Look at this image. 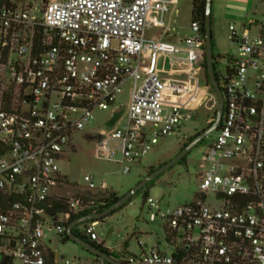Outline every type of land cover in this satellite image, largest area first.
Instances as JSON below:
<instances>
[{"label": "built area", "instance_id": "built-area-1", "mask_svg": "<svg viewBox=\"0 0 264 264\" xmlns=\"http://www.w3.org/2000/svg\"><path fill=\"white\" fill-rule=\"evenodd\" d=\"M173 4L0 6V264H84L60 256L58 245L67 221L90 208L85 200L109 189L86 176L85 193L70 196L58 164L75 152L72 140L91 125L95 111L112 114L97 132L94 158L118 164L127 175L159 140L179 136L208 99L198 23H190L179 43L164 41ZM248 19L240 30L228 26L237 54L222 73L214 70L223 122L197 165L194 198L164 210L149 198L143 204L149 222H161L168 253L139 245L138 256L116 261L264 264V13ZM152 29L160 34L147 35ZM97 225L73 230L96 243Z\"/></svg>", "mask_w": 264, "mask_h": 264}, {"label": "rangeland", "instance_id": "rangeland-1", "mask_svg": "<svg viewBox=\"0 0 264 264\" xmlns=\"http://www.w3.org/2000/svg\"><path fill=\"white\" fill-rule=\"evenodd\" d=\"M19 5H26L31 2L40 4L41 0H11ZM61 1V0H53ZM255 6L258 9H255ZM175 8L179 15L175 17ZM191 13V0H179L177 5L170 8L167 21H172V26L176 28L178 37H186L189 33ZM264 13V1L260 0H212L211 21H212V54L215 57L214 69L222 73L226 67V60L235 57L237 49L231 45L228 39V26L235 25L239 30L245 23L246 14L249 19L260 18ZM159 30L148 31L147 35H156ZM128 93V86L124 87V92L120 96L119 103L124 105ZM216 98L210 93L205 103L193 114V120L184 122L180 127L179 136L165 137L158 141L146 156L139 163L130 167V172L123 175L120 166L113 162L99 161L94 158V147L97 139V132L106 127L107 120L112 112H94V121L84 132L77 134L72 144L75 152L69 155V160H62L58 167L61 175L66 178L68 187L63 190L70 196L83 194L86 191L84 178L93 177L94 185L98 188L104 182L108 191L116 192L119 196L125 194L146 176L149 167L156 168L164 164L182 148L188 138L199 133L206 127V121L211 118L215 111ZM216 132L210 134L204 141L193 148L185 157L184 163L175 165L170 170L159 176L147 189V196L155 203H159L161 209L166 206H181L190 202L197 192V182L195 179L196 168L200 163L206 146L215 137ZM143 192L134 196L130 203L123 209L98 223L95 228L97 242L103 243L105 248L111 250L115 255L121 250V246L127 241L130 253L124 256H138L140 254L139 245L145 251L157 246L160 252L168 253L165 244V235L161 228V222H149L147 211L143 208ZM58 253L64 258H81L84 264H92L95 257L79 245L66 241L59 243Z\"/></svg>", "mask_w": 264, "mask_h": 264}, {"label": "water", "instance_id": "water-1", "mask_svg": "<svg viewBox=\"0 0 264 264\" xmlns=\"http://www.w3.org/2000/svg\"><path fill=\"white\" fill-rule=\"evenodd\" d=\"M211 10H212V0H205V12H204V60H205V78L207 82L212 87L216 97H217V112H216V120L214 123L201 131L196 137H194L184 148L180 150V152L174 156L172 159L167 161L166 163L159 166L152 172L146 174L139 182L136 183L130 190H128L125 194L119 197V199L111 205L106 210L100 213H91L85 215L82 218L76 219L75 221L71 222L67 228L65 236L67 239L77 245H79L82 249H84L89 254L97 257L98 259L102 260L107 264H122L112 257L100 252L96 248H94L91 244L79 239L75 236L72 231L73 229L81 224L88 223V222H97L106 216L110 215L112 212L117 211L123 205H125L130 199H132L141 189H143L147 184H149L154 179L158 178L172 167L177 165L183 158L187 156V154L195 148L198 144H200L206 137H208L211 133L217 130V126L219 124L221 115H222V108H223V99L221 90L218 87L215 75H214V58L212 56V29H211ZM230 71L227 70V73ZM58 239V238H57ZM60 239V237H59Z\"/></svg>", "mask_w": 264, "mask_h": 264}, {"label": "trees", "instance_id": "trees-1", "mask_svg": "<svg viewBox=\"0 0 264 264\" xmlns=\"http://www.w3.org/2000/svg\"><path fill=\"white\" fill-rule=\"evenodd\" d=\"M45 2H47L48 0H44ZM14 4H16L15 2H13ZM11 5V0H0V6H10ZM19 5V4H16ZM204 12H205V0H191V13H190V23L191 22H197L199 25V32L202 35V37H204ZM211 27H212V21H211ZM204 42V40H203ZM202 68L204 70V79L207 82L206 78H205V60H204V45L202 44ZM212 47H213V40H212ZM213 56V54H212ZM214 60L215 57L213 56ZM215 114H213V117L215 118ZM198 135L195 134L192 137L188 138L187 141L182 145V148H184L194 137H196ZM181 148V149H182ZM185 158H183L177 165L184 163ZM162 164L158 165L156 168L154 167H149L147 170V173L154 171L155 169H157L159 166H161ZM157 179V178H156ZM154 179L153 181H151L149 184H147L143 189H141L136 195H138L140 192H143L142 195V202L144 203L146 201V199L148 198L147 196V189L150 187V185H152V183L156 180ZM135 195V196H136ZM119 195L116 192L113 191H106L105 193H100L97 195V197L92 200V201H87L85 200V202H89L90 203V208L84 210L82 213H79L77 216H73L71 217L67 223L65 224V227L67 228V226L75 221L76 219L82 218L85 215L91 214V213H100L104 210H106L107 208H109L111 205H113L118 199H119ZM132 199H130L125 205H123L120 209H118L117 211L123 209L128 203H130ZM58 209L56 210H60V207H57ZM112 212L110 215L106 216L105 218L111 216L112 214L116 213ZM105 218L97 221V223H101V221H103ZM72 233L77 236L79 239L91 244L94 248H96L97 250H99L100 252L108 255L109 257H112L113 259L117 260L122 258V256L124 254H127V243L125 242L122 245V248L120 250L119 253H116L115 255L112 254L111 250L107 249L104 247V245L102 243L97 244L95 242H89V240L85 237V233H79L75 230L72 231ZM69 241L67 239L66 236H64L63 238V242ZM95 257V256H94ZM96 260H99L97 257H95ZM104 264H107L104 262Z\"/></svg>", "mask_w": 264, "mask_h": 264}, {"label": "crops", "instance_id": "crops-1", "mask_svg": "<svg viewBox=\"0 0 264 264\" xmlns=\"http://www.w3.org/2000/svg\"><path fill=\"white\" fill-rule=\"evenodd\" d=\"M174 1V4L173 5H177L178 4V2H179V0H173ZM263 1L264 0H260V3L262 4L263 3ZM172 5V6H173ZM255 9L257 10L258 9V7L257 6H255ZM174 15H175V17H177L178 15H179V11L175 8V10H174ZM167 18H168V15H167V17H166V25H167V28H168V30H167V37H165L164 38V41L166 42V43H169V44H172V45H174V44H177V43H179L180 41H182L183 39H185L188 35H189V33H188V35L186 36V37H183V38H179L178 37V33H177V30H176V28H174L173 26H172V21H167ZM190 25V24H189ZM242 27V26H241ZM236 28V27H235ZM241 29V28H240ZM239 29V30H240ZM153 30H156V29H152V31ZM151 31V30H150ZM157 34H160V32L159 33H157ZM159 66H161V62L159 63ZM96 243L97 244H100L99 242H97L96 241ZM125 243V242H124ZM123 243V244H124ZM126 243H127V241H126ZM103 244V243H102ZM122 244V245H123ZM122 247V246H121ZM108 249V248H107ZM110 250V249H109ZM126 251H128V244H127V250ZM127 253H130V252H127Z\"/></svg>", "mask_w": 264, "mask_h": 264}, {"label": "flooded vegetation", "instance_id": "flooded-vegetation-1", "mask_svg": "<svg viewBox=\"0 0 264 264\" xmlns=\"http://www.w3.org/2000/svg\"><path fill=\"white\" fill-rule=\"evenodd\" d=\"M213 70H215V69H213ZM216 81H217V84H218L219 89L221 90V84H220V82H219L217 79H216ZM211 93H212V94L215 96V98H216V107H215V111L212 112V117L210 118V120H211L210 124L207 125V122H206V127H205L204 129H207L208 127H210V126L214 123V121L216 120V114H215V118L213 117V114L217 112V107H218V104H217V97H216V95H215L213 89H211ZM222 122H223V110H222V115H221V118H220L219 124H218V126H217V130H218L219 127L221 126ZM204 129H202L201 131H203ZM217 130H216V131H217ZM201 131H200V132H201ZM216 131H215V132H216ZM200 132H199V133H200ZM199 133H198V134H199ZM211 134H212V133H211ZM205 139H206V138H205ZM203 141H204V140H203ZM203 141H202V142H203ZM202 142H201V143H202ZM180 150H181V149H180ZM180 150H179L174 156H176V155L180 152ZM174 156H173V157H174ZM173 157H172V158H173Z\"/></svg>", "mask_w": 264, "mask_h": 264}]
</instances>
